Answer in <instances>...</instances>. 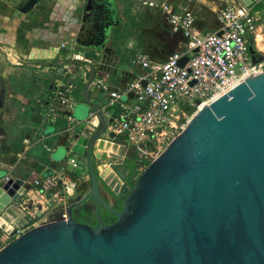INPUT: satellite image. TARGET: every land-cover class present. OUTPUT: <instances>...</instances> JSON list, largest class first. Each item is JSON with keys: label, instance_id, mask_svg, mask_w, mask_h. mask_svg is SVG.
I'll list each match as a JSON object with an SVG mask.
<instances>
[{"label": "water", "instance_id": "obj_1", "mask_svg": "<svg viewBox=\"0 0 264 264\" xmlns=\"http://www.w3.org/2000/svg\"><path fill=\"white\" fill-rule=\"evenodd\" d=\"M114 7L113 0H87L82 21L92 29L89 36L100 30L108 39L109 24L101 19ZM39 51L32 48L30 58ZM249 51L255 62L252 46ZM93 74L82 98L94 115L74 148L85 157L90 188L67 205L65 218L34 226L0 248V264H264V67L201 106L147 165L125 140L112 141L115 134L106 132L112 118L88 98ZM124 152L142 168L136 178L132 170L131 184L117 169L129 160L122 161ZM108 155L120 186L94 162ZM101 181L122 195L120 210L101 194ZM30 188L21 178L1 181L0 215ZM77 209L95 224L76 220ZM102 210L115 221L103 223Z\"/></svg>", "mask_w": 264, "mask_h": 264}, {"label": "crops", "instance_id": "obj_2", "mask_svg": "<svg viewBox=\"0 0 264 264\" xmlns=\"http://www.w3.org/2000/svg\"><path fill=\"white\" fill-rule=\"evenodd\" d=\"M169 1L175 9L190 8L195 15L196 26L202 31L201 21H204L205 14L211 12V18L218 21V11L232 0ZM30 2L0 0V182L4 181L5 176L31 182L48 173L63 171L71 179L76 178L77 183H84L86 193L90 188L86 160L81 155L76 158L77 152L74 151L79 141H76V135L84 134L86 126L66 129L67 122L63 115H59L53 123L44 119L48 105L61 108L52 100L55 86L73 82L75 101L71 113L76 105L82 108L84 119L90 118L94 112L83 101L82 89L91 68L93 78L100 77L112 90H121L142 74V69L130 61L135 53L143 52L153 62H162L174 50H183L186 40L180 33L170 30L164 14L158 8L149 7L142 0H113L115 21L109 23L110 36L104 40L103 48L90 42L92 29L82 21V17L90 11L86 10L87 0H35L31 8L24 12L23 9ZM253 5L264 7V0H255ZM254 11L260 12L258 16L263 25L264 9ZM128 22H132L130 26ZM128 32L138 35L121 44L120 38ZM180 46L183 47L179 49ZM32 48L34 54L40 50L37 57L30 58ZM42 50H54L55 54L53 57L45 53L41 56ZM121 60L123 63L130 62L136 70L124 67ZM92 83L88 87V98L101 107L106 119L112 118L119 111L118 102L111 107L106 106L108 93L102 91L99 94ZM123 98L129 103L135 101L133 93ZM122 139L126 141V134L111 140L116 142ZM128 156L124 152L122 161ZM69 157L78 159V167L71 166ZM94 162L96 165L100 163L96 159ZM120 166L117 165V169L125 174ZM111 175L114 186H120L123 180L114 170ZM100 184L101 194L111 201L107 185L103 182ZM77 191L73 195L63 194L61 198L48 195V199L42 202L41 211H37L34 217L18 215L15 219L10 215L14 213L13 206H9V214H3L2 224L21 228L25 232L43 222L65 218L67 205L81 197H77ZM0 239L1 246L10 241L3 240L1 230Z\"/></svg>", "mask_w": 264, "mask_h": 264}, {"label": "built area", "instance_id": "obj_3", "mask_svg": "<svg viewBox=\"0 0 264 264\" xmlns=\"http://www.w3.org/2000/svg\"><path fill=\"white\" fill-rule=\"evenodd\" d=\"M142 3L158 8L164 14L170 30L185 38V48L174 50L162 62H153L146 53H135L130 61L142 69V74L121 90H112L106 81L96 76L92 84L108 93L106 106L111 107L116 102L119 105V111L107 125L106 132L111 131L115 136L126 134V146L133 148L137 159L144 161L152 157L159 144L165 142L171 130L177 127L179 112L184 114V110L193 107L199 109L264 67V31L258 16L260 12L252 9V3L245 4L241 0L229 1L221 8L217 13L218 27L206 32L196 26L195 15L188 7L175 9L169 0H142ZM249 46L254 49L255 62L251 59ZM182 56H187L183 66L179 64ZM74 89L73 82L55 86L52 100L61 108L48 105L45 121L53 123L63 115L66 129L71 130L77 125L71 113ZM132 93L135 101L129 103L123 96ZM90 118H86L85 123L89 124ZM68 162L73 167L79 165L75 157H69ZM114 162L108 155L106 160L100 161L99 172L105 176L111 174ZM9 178L5 176L4 181ZM30 183L31 188L17 203L13 201L9 205L13 206L14 213L10 215L15 219L18 215L34 217L37 211H41L42 202L48 199V195L61 198L63 194L73 195L77 188V182L63 171L49 173ZM0 230L3 240H12L23 233L21 228L7 226L1 221Z\"/></svg>", "mask_w": 264, "mask_h": 264}, {"label": "flooded vegetation", "instance_id": "obj_4", "mask_svg": "<svg viewBox=\"0 0 264 264\" xmlns=\"http://www.w3.org/2000/svg\"><path fill=\"white\" fill-rule=\"evenodd\" d=\"M114 10L111 11V13H108V15L102 17L101 20H104L105 24H111L115 21V16H114ZM100 26V22L98 23ZM102 24V23H101ZM103 39H105L104 34L100 33V30L97 31L95 34H93L92 36H90V42L92 44H99L101 45V42L103 41ZM129 155V154H128ZM131 156V155H130ZM130 156L127 157V159H129L128 161H126V163H122L120 164L121 166V170L122 172H125L126 174V180L129 184H131V182L133 181L131 172L133 169H135V171L139 168L138 164H136L135 162H133L132 160H130ZM137 158V157H135ZM139 160V159H138ZM128 171V172H127ZM109 195H111V201L110 204L112 205V207L115 210H120V206H121V200L120 198L122 197V195L119 193L118 195L114 196L113 193H111L110 191L108 192ZM88 201H91V198L88 199ZM109 212L102 210V221L105 224H109L115 221L116 217L112 214H108ZM74 218L80 222H84V223H88L90 225H94L95 224V217L93 215H89L87 213H85L82 209H77Z\"/></svg>", "mask_w": 264, "mask_h": 264}, {"label": "rangeland", "instance_id": "obj_5", "mask_svg": "<svg viewBox=\"0 0 264 264\" xmlns=\"http://www.w3.org/2000/svg\"><path fill=\"white\" fill-rule=\"evenodd\" d=\"M132 23V22H131ZM130 22H128V26H130V24H131ZM136 24L138 25V22H136ZM142 25L140 24V26L139 27H141ZM134 35H138L137 33H127V34H125L124 36H123V38H120V42H121V44H123L124 42H126L127 41V39L128 38H131V37H136V36H134ZM181 45H183V44H181ZM183 46H180L179 47V49L180 48H182ZM122 48L124 49V46L123 47H121L120 49L122 50ZM170 50V49H169ZM257 55V57H259V58H261V56H260V54H256ZM92 56V55H91ZM85 57V56H84ZM77 60H79V61H83L84 59H76V61ZM121 62L123 63V60H121ZM74 64L76 65V66H78V64H76V62H74ZM123 65H124V67H128V68H132V69H134V70H136V68H134L132 65H131V63L129 62H127V61H125L124 63H123ZM92 67V66H91ZM89 68V67H88ZM92 70H93V68H91ZM96 90H98V93L99 94H102V91L100 90V89H96ZM85 106V105H84ZM198 110V108L197 107H193V108H187L186 110H184V114L182 113V112H179V114H180V118L178 119V123H177V127L176 128H174L173 130H171V132H170V134H169V137H168V139H166L165 140V142H162V143H160L159 144V148H157V149H155L156 151H155V153L152 155V157L151 158H147L146 160H144L143 162L145 163V165H147L150 161H152L156 156H158L163 150H164V148L166 147V145L184 128V126L186 125V122L190 119V117L196 112ZM82 112L80 111V108L79 107H76V105L74 106V108H73V113H72V115H73V117H74V119L76 120V121H78V123H77V125H76V127L77 126H81L82 127V125L83 126H86V125H84V115H82L81 114ZM77 154V156H76V158H78V155H81V154H78V153H76ZM81 156H83V155H81ZM78 160V159H77ZM86 169H87V165H86ZM88 171V170H87ZM142 171V169L141 168H139V169H137V171H136V173H135V178L140 174V172ZM102 191H103V193H105V190H103V188H102ZM69 198V197H68ZM15 203H17V201H15Z\"/></svg>", "mask_w": 264, "mask_h": 264}, {"label": "trees", "instance_id": "obj_6", "mask_svg": "<svg viewBox=\"0 0 264 264\" xmlns=\"http://www.w3.org/2000/svg\"><path fill=\"white\" fill-rule=\"evenodd\" d=\"M252 8L254 10H263L264 9L263 5H255V6L253 5ZM211 15H212V13L208 11L205 14V17L203 19L204 21H201V24H203V27H201L203 32H206L208 30H214L218 27V21L213 20L211 18ZM73 179L76 180V178H73ZM76 190H79V191H77V197L82 196L86 191L85 184L82 182L77 183Z\"/></svg>", "mask_w": 264, "mask_h": 264}, {"label": "bare ground", "instance_id": "obj_7", "mask_svg": "<svg viewBox=\"0 0 264 264\" xmlns=\"http://www.w3.org/2000/svg\"><path fill=\"white\" fill-rule=\"evenodd\" d=\"M0 221L3 222V218H1Z\"/></svg>", "mask_w": 264, "mask_h": 264}]
</instances>
